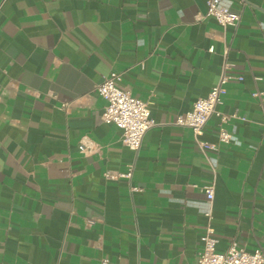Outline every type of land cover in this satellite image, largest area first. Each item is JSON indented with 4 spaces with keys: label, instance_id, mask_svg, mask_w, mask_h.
<instances>
[{
    "label": "crops",
    "instance_id": "crops-1",
    "mask_svg": "<svg viewBox=\"0 0 264 264\" xmlns=\"http://www.w3.org/2000/svg\"><path fill=\"white\" fill-rule=\"evenodd\" d=\"M205 1L0 0V264H196L207 225L219 252L264 251V106L251 95L264 91V0H223L240 15L226 29L196 20ZM224 62L242 79L199 136L212 171L173 121ZM110 71L154 120L137 152L100 119ZM220 127L234 140L219 143Z\"/></svg>",
    "mask_w": 264,
    "mask_h": 264
},
{
    "label": "built area",
    "instance_id": "built-area-1",
    "mask_svg": "<svg viewBox=\"0 0 264 264\" xmlns=\"http://www.w3.org/2000/svg\"><path fill=\"white\" fill-rule=\"evenodd\" d=\"M236 1L242 2L243 0ZM239 17V13L233 11L230 6L225 5L223 0H206L205 12L197 15L196 20L212 18L220 27L226 29L236 27ZM209 50L211 51V49ZM227 69L228 64L224 62L219 78L208 94L205 97L196 99L189 111L176 116L173 121L175 125L191 129L194 142L199 152L208 160L212 171L215 169V160L207 157V152L214 151L216 148L201 141L199 136L202 135L203 127L210 115H219L216 106L221 102L225 85L232 80L240 81L242 79L240 76L229 74ZM120 79L121 73L110 71L95 86L96 93L105 101L100 119L104 124L117 127L121 132L122 143L132 151L137 152L144 133L154 125V120L150 116L148 102L138 99L127 90L121 89L118 86ZM251 95L257 97L264 106V91L254 92ZM220 119L221 122H224L227 117L221 116ZM232 140H234L232 135L223 127L218 129L219 143H229ZM78 147L82 152H90L93 149V144L88 137L83 136L78 143ZM132 168V165H130L126 173H106L105 177L109 179L129 178ZM201 190L205 196L203 214L210 219L215 190L214 179L202 185ZM215 245L216 239L213 236V229L210 225H207L200 236V251L196 264H264V251L260 248L247 252L232 241L225 251L219 252L216 250ZM102 264H107V260H102Z\"/></svg>",
    "mask_w": 264,
    "mask_h": 264
}]
</instances>
